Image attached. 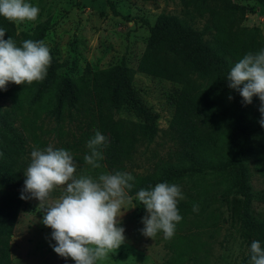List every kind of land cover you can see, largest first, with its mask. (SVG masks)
Listing matches in <instances>:
<instances>
[{"label": "trees", "instance_id": "16d2710c", "mask_svg": "<svg viewBox=\"0 0 264 264\" xmlns=\"http://www.w3.org/2000/svg\"><path fill=\"white\" fill-rule=\"evenodd\" d=\"M180 1L205 22L197 28L164 12L150 25L145 21L149 36L135 71L178 85L168 127L193 163L218 171L223 150L235 149L228 174L241 196L237 215L247 239L241 264H264V218L251 209V201L264 200V195L251 189L247 163L251 158L264 163V107L257 104L264 94L263 42L256 27L239 26L242 5L231 0ZM255 1L264 5V0ZM107 2L116 14L113 3ZM46 30V23L39 22L30 32H17L0 6V156L6 157V165L0 164V264H10L9 236L24 200L148 193L156 197L162 185L188 169L176 167L156 179L127 173L125 164L137 144L150 142L156 130V116L140 105L132 89L134 70L121 60L95 70L86 64L75 76L59 74L61 64L41 48ZM24 105L33 113L39 109L56 125L57 144L50 150L36 149L34 161L21 158L32 151L19 121ZM121 110L139 120H123ZM64 120L75 130H63ZM73 163L78 168L71 175L88 186L74 192L52 188L54 171ZM27 166L40 176L35 187L19 174ZM103 178L111 185L95 186ZM188 205L158 200L155 218L181 219ZM56 264L69 263L61 258Z\"/></svg>", "mask_w": 264, "mask_h": 264}, {"label": "rangeland", "instance_id": "374dc122", "mask_svg": "<svg viewBox=\"0 0 264 264\" xmlns=\"http://www.w3.org/2000/svg\"><path fill=\"white\" fill-rule=\"evenodd\" d=\"M0 0L11 16L16 31L30 32L36 23L47 30L41 48L61 64L59 74L75 76L87 64L92 70L107 68L121 60L134 70L132 89L141 106L156 116V130L150 142L140 141L125 171L152 179L176 167H186L156 194L144 197H63L24 200L9 236L10 264H241L246 254V236L237 215L241 196L232 186L228 172L235 149L223 150L218 171L192 162L168 127L176 83L135 71L152 24L161 12L174 14L200 28L205 22L191 6L180 0ZM245 7L237 16L240 27H256L264 46V5L255 0H231ZM145 21L147 24H145ZM3 67L0 65V72ZM5 106L7 102L5 103ZM264 107V94L259 102ZM120 117L137 122L133 113L121 110ZM23 119V120H22ZM19 121L32 151L21 158L36 159L35 150H50L57 144L56 125L39 109L23 106ZM17 122V121H16ZM15 122V123H16ZM62 129L75 130L64 120ZM69 125V126H68ZM41 146L37 147L36 144ZM229 154L230 158L226 159ZM249 185L264 195V163L248 160ZM6 165V157L0 156ZM75 163L54 171L52 188L73 191L86 188L72 176ZM27 185L36 186L40 176L27 166L19 171ZM105 178L95 186H110ZM74 192V191H73ZM189 203L181 219L159 221L156 203ZM251 209L264 218V200L254 198Z\"/></svg>", "mask_w": 264, "mask_h": 264}]
</instances>
